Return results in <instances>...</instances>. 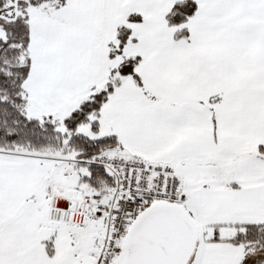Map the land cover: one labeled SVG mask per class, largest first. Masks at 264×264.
<instances>
[{"label":"snow or ice","instance_id":"6c2138e0","mask_svg":"<svg viewBox=\"0 0 264 264\" xmlns=\"http://www.w3.org/2000/svg\"><path fill=\"white\" fill-rule=\"evenodd\" d=\"M0 264H264V0H0Z\"/></svg>","mask_w":264,"mask_h":264}]
</instances>
